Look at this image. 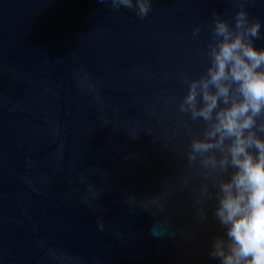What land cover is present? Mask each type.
Listing matches in <instances>:
<instances>
[{
  "label": "water",
  "instance_id": "obj_1",
  "mask_svg": "<svg viewBox=\"0 0 264 264\" xmlns=\"http://www.w3.org/2000/svg\"><path fill=\"white\" fill-rule=\"evenodd\" d=\"M247 8L264 21V0ZM236 10L0 0V264H219L226 177L189 160L209 124L179 105L210 65L214 13Z\"/></svg>",
  "mask_w": 264,
  "mask_h": 264
},
{
  "label": "clouds",
  "instance_id": "obj_2",
  "mask_svg": "<svg viewBox=\"0 0 264 264\" xmlns=\"http://www.w3.org/2000/svg\"><path fill=\"white\" fill-rule=\"evenodd\" d=\"M232 2V18L214 13L210 65L200 78L186 80L179 110L209 124L203 138L192 140L189 160L204 157L206 168L226 177L216 182L212 215L222 233L212 242L210 258L264 264V47L255 43L264 38V21L250 15L247 0ZM111 7L135 9L144 18L151 0H111ZM214 151L219 157L208 155ZM208 195L204 187L201 196ZM206 215L198 210L199 219Z\"/></svg>",
  "mask_w": 264,
  "mask_h": 264
}]
</instances>
